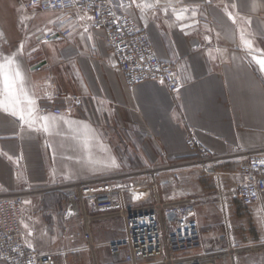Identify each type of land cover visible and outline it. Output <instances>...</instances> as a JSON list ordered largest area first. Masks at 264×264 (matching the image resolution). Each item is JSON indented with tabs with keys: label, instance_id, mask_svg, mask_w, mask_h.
Here are the masks:
<instances>
[{
	"label": "crops",
	"instance_id": "obj_1",
	"mask_svg": "<svg viewBox=\"0 0 264 264\" xmlns=\"http://www.w3.org/2000/svg\"><path fill=\"white\" fill-rule=\"evenodd\" d=\"M112 2L146 32L158 57L175 65L183 82L178 95L155 81L130 86L105 31L94 28L88 14L25 10L20 0H0V64L11 58L9 75L21 73L13 98L0 74V195L24 194L22 230L26 244L37 252L84 243L62 236L66 196L61 187L192 160L186 141L190 129L219 155L264 145V70L259 64L264 59V0ZM67 28L72 33L63 36ZM48 32L59 34L58 39L43 40ZM37 62L41 70L34 68ZM76 98L81 104H75ZM47 105L64 113L40 114ZM113 159L119 167L111 166ZM242 165L221 162L214 176L198 168L166 171L156 181L171 177L176 185L150 190L161 201L170 195L207 197L197 205L202 230L221 228L223 245L242 249L241 264H264L261 220L234 197ZM219 190L225 193L222 200ZM123 228L120 218L96 221L93 240H114ZM250 244L257 248L250 250ZM101 251L107 250L68 252L57 256L56 264H96ZM226 255L216 264H225L220 259Z\"/></svg>",
	"mask_w": 264,
	"mask_h": 264
},
{
	"label": "built area",
	"instance_id": "obj_2",
	"mask_svg": "<svg viewBox=\"0 0 264 264\" xmlns=\"http://www.w3.org/2000/svg\"><path fill=\"white\" fill-rule=\"evenodd\" d=\"M25 10L65 12L76 9L88 14L94 28L105 31L106 43L116 55L117 67L124 72L130 86L147 81L163 83L168 90L178 95L183 82L175 65L161 60L146 32L138 28L133 18L119 12L112 0H20ZM179 8L176 6L175 10ZM72 33L70 28L63 36ZM59 34L48 32L43 40L58 39ZM198 48H200L198 46ZM36 70L42 66L37 62ZM75 104H81L79 98ZM40 114L62 115L64 111L51 105L39 110ZM187 145L194 159L173 164L126 172L109 179L80 182L59 188L66 196L61 209L64 225L63 237L71 242L82 239L83 244L69 250L41 253L30 248L24 238L22 220L25 216V196L0 195V263L1 264H56L57 256L68 252H96L105 248L107 256H101V264H216V259L230 254L232 264H241L240 248L224 247L226 235L221 228L212 227L205 233L199 225L197 205L207 197L169 196L161 201L158 193H152V185H176L175 178H156L166 171L198 168L204 174L214 176L219 163L230 160L242 162L243 179L234 191L245 208L254 210L264 227V145L259 148L238 150L219 155L206 148L193 129L187 134ZM151 176L152 182L146 181ZM219 186L221 184L219 183ZM134 194L136 198H134ZM220 200L223 190L217 192ZM255 217V216H254ZM252 217V218H254ZM120 218L124 233L119 238L106 242H95L92 236L96 221ZM80 220L76 229H67L75 220ZM229 225L228 218L224 220ZM255 250L257 244H250ZM99 262V263H100ZM98 264V262L96 263Z\"/></svg>",
	"mask_w": 264,
	"mask_h": 264
},
{
	"label": "snow or ice",
	"instance_id": "obj_3",
	"mask_svg": "<svg viewBox=\"0 0 264 264\" xmlns=\"http://www.w3.org/2000/svg\"><path fill=\"white\" fill-rule=\"evenodd\" d=\"M23 48V45H21V49ZM12 59L11 58H6L5 59V63L4 64H0V74L3 75V81H4V86L7 92V95L9 96V98H13L15 97V89H14V85L16 84V79L20 77L21 73L19 71H15L14 72V76H10L9 75V71H8V66L12 64ZM259 64L261 67V70H264V59L259 60ZM18 103V100H13V104ZM29 103H34L32 101H30ZM13 115H16V111L15 109H13L12 111ZM21 121L25 120V116L23 114H21L19 116ZM45 121H47L48 117L44 118ZM45 131H47V125L45 124ZM262 163H264V161H262ZM111 166L112 167H119V165L116 164L115 160L113 159L111 161ZM134 198H136L135 194H134Z\"/></svg>",
	"mask_w": 264,
	"mask_h": 264
},
{
	"label": "rangeland",
	"instance_id": "obj_4",
	"mask_svg": "<svg viewBox=\"0 0 264 264\" xmlns=\"http://www.w3.org/2000/svg\"><path fill=\"white\" fill-rule=\"evenodd\" d=\"M73 226H79L80 225V220H75L73 223H72ZM239 240V243L236 244V246H240V237L237 238ZM238 242V241H237ZM242 243V242H241ZM226 248H228L226 245L224 246ZM103 256L102 257H105L107 256V251H101L100 252ZM241 252H239V259L241 260ZM99 258V257H98ZM93 260H94V257H93ZM221 262L225 263V264H232V257L230 254L224 256L223 258L220 259ZM94 262V261H93ZM100 261L98 260V264H101V262L99 263ZM104 264L106 263H109V261H107L106 259L103 260ZM241 262V261H240ZM242 263V262H241ZM95 264V262H94Z\"/></svg>",
	"mask_w": 264,
	"mask_h": 264
},
{
	"label": "trees",
	"instance_id": "obj_5",
	"mask_svg": "<svg viewBox=\"0 0 264 264\" xmlns=\"http://www.w3.org/2000/svg\"><path fill=\"white\" fill-rule=\"evenodd\" d=\"M122 263H124V262H118V263H112V264H122Z\"/></svg>",
	"mask_w": 264,
	"mask_h": 264
}]
</instances>
